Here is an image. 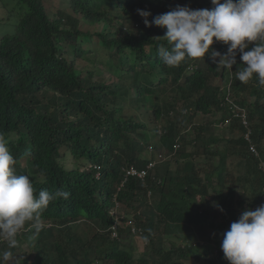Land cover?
<instances>
[{
  "label": "trees",
  "instance_id": "trees-1",
  "mask_svg": "<svg viewBox=\"0 0 264 264\" xmlns=\"http://www.w3.org/2000/svg\"><path fill=\"white\" fill-rule=\"evenodd\" d=\"M19 1L26 10L14 32L0 37V134L16 161V174L30 177L34 194L57 189L70 192L67 199L57 198L48 205L40 217L43 229L35 238L30 224L17 235V241L31 242V264H192L190 258L193 262L200 259L205 249L201 250L198 241L177 245L173 237L193 226L213 228L206 238L221 248L230 224L264 198V170L259 166L264 159V105L259 102L264 95L263 86L254 77L249 90L255 100L250 102L242 96L235 99L245 108L246 124L238 117L230 122L229 126L237 127L241 133L226 141L232 151L243 150L245 172L252 177L244 176L243 182L250 183L249 195H241L237 207H232V188L221 196L220 207L224 211L218 210L217 223L210 219L216 207L195 199L206 192V187L189 157L195 154V148L211 158L219 154L218 166L212 172L216 183L222 184L226 156L209 148L219 137L204 139L198 133L187 139L181 128L191 126L197 112H221L222 119L227 109L221 105V84L214 80L219 78L221 82L231 74L232 94L246 88L236 78L243 68L239 54L232 70L217 66L208 54L204 59L186 58L178 67L166 66L159 57V46L169 47L163 37L166 29L145 27L137 9L149 11L151 21L178 6L173 0H69L70 11H59L55 20L50 19L43 0ZM177 1L191 9L210 2ZM77 15L85 22H103L104 29L111 30L107 34L83 31ZM84 42L98 43L107 50L108 68L117 82L93 81L90 72L83 76L76 70L74 60L85 56ZM211 48L221 54L227 52V45L222 42ZM129 105L145 109L148 119L161 121L155 127V149L176 155V163L185 159V173H172L170 162L162 157L164 152L158 160L156 155L140 157L150 140L143 132L145 123L132 116L122 117V109ZM203 129L199 126L197 131ZM247 131L249 137L245 138ZM250 145H255L258 157L249 150ZM186 146L193 149L186 151ZM66 153L74 161L72 168L63 164ZM149 161L155 164L147 169L143 180L130 177L118 189L124 167L141 169ZM95 164L100 166L99 177ZM210 178L207 175L209 184ZM116 201L120 209L134 212L131 220L141 230L139 237L151 245L136 260L132 247L119 242L123 233L131 235L124 222L126 216L118 227L119 238L110 235L108 228L114 222L111 209ZM80 220L94 227L90 238L76 232ZM163 235L170 239L167 249L162 247ZM14 249H9L8 242L0 237V255L4 251L14 254ZM29 260V256L25 257L19 264H28ZM207 264L229 262L217 249Z\"/></svg>",
  "mask_w": 264,
  "mask_h": 264
},
{
  "label": "clouds",
  "instance_id": "clouds-1",
  "mask_svg": "<svg viewBox=\"0 0 264 264\" xmlns=\"http://www.w3.org/2000/svg\"><path fill=\"white\" fill-rule=\"evenodd\" d=\"M210 2V9L178 5L151 21L148 19L151 15L149 11L137 9V14L145 27L154 25L166 29L163 37L169 47L159 46V57L166 66L178 67L186 58L204 59L208 54L217 66L232 70L239 54L243 68L236 73L238 81L247 83L255 77L259 85L264 86V0ZM214 40L227 45V52L221 54L212 49ZM15 164L5 137L0 134V237L8 242L9 249L17 246L16 237L26 224L31 225L35 238L43 229L40 217L48 205L57 198L67 199L70 196V192L60 189L55 192L40 190L38 195L34 194L30 177L17 175ZM113 198L116 200V195ZM260 202L256 204V210L243 211L223 234L221 248L218 246L217 249L222 250L229 264H264V204L260 206ZM214 207L224 211L218 204ZM111 214L114 216L113 224L117 221V236L112 238H119L118 227L123 216H126L124 222L131 235L140 238L141 230L131 220L134 215L132 210L120 209L116 201ZM111 226L108 228L110 235ZM131 226L137 232L133 233ZM13 259L11 251H4L0 255V264H9Z\"/></svg>",
  "mask_w": 264,
  "mask_h": 264
},
{
  "label": "rangeland",
  "instance_id": "rangeland-1",
  "mask_svg": "<svg viewBox=\"0 0 264 264\" xmlns=\"http://www.w3.org/2000/svg\"><path fill=\"white\" fill-rule=\"evenodd\" d=\"M68 1L69 0H43L45 10L47 14L49 15L50 19L55 20L57 18V14L59 11H66L69 12L70 9L68 7ZM175 3H178L179 6H183L182 2H178L177 0H173ZM26 10L25 6L19 1V0H0V37L5 34H11L15 30V26L17 25L20 16L22 12ZM78 18H80L79 27L83 31H89V32H95V31H104L106 34L109 33L111 30L110 28H105L103 26V22H95V23H89L85 22L80 15H77ZM121 22V21H120ZM120 22L117 24L119 25ZM94 40H97L96 37H94ZM83 50H84V57L78 58L74 60V64L77 71L82 72L83 76H87L88 73H91L92 80L93 81H104L105 83L110 82H117L118 79L113 76L111 71L108 68L107 60L108 56L106 53V49L99 47L100 45L98 43H83ZM71 53V50H70ZM73 58V55L68 54L67 57ZM233 78L229 77L225 80H221L219 78H216L214 80V83H218V85L221 84V91L224 93V95L227 94V91L230 92L228 95L229 98L237 99L238 97L242 96L243 98H246L247 101L253 102L255 100V96L250 93V85L251 81L244 83V87H246L244 90H236L233 94H231V90L233 89ZM127 84V83H126ZM264 89V86H263ZM234 90V89H233ZM264 91V90H262ZM236 93V94H235ZM131 96L134 97L133 92L131 93ZM168 96V95H166ZM148 100L151 99V97H147ZM259 102L264 105V95L260 98ZM122 117L127 118L128 116H132L135 120L145 123L146 130L143 132L146 134L147 138L150 140V146H147V149L142 151L140 153V157H143L144 159H148L149 157H152V155H156V160L161 158V153H163V159L165 161L170 162L169 169L172 173H185V171L188 170V167L184 166L185 159L178 160L176 163L175 158L176 155H170L166 154L165 150L162 151L159 148L155 149V144L157 143V132L155 130L160 125L161 121H157L155 119H148L146 115L145 109H136L132 108L131 105L128 107H124L122 109ZM221 118V112H212L208 114H204L201 112H197L193 116V120L190 123L191 126H188L184 129V127L181 128L182 132L184 133L185 137L187 139H192L196 134L199 133V138L208 139L209 137H219V141L212 143L209 145L210 149H213L214 151L223 152L225 154V160H224V172L225 175L224 181L222 184L216 183L217 177L215 174H213V169L218 166L219 161V154L214 155V157H208L206 153L202 152L201 149L195 148V154L189 157V159L192 160L193 163V170L196 172V175L198 178L201 179V181L205 184L204 187H206V192H201L199 195L195 196V199L197 201L204 203L207 201L211 206H214V204H218L221 206L220 202L222 200V195H227L229 193L230 188H232V207H237L241 198L245 195L244 193L249 195V189L250 183L249 181L243 182V178L245 175H249L248 177L251 178V174H247L248 172H245L246 163L245 158L242 156L241 151L236 152L232 151L231 144L227 142L226 140H229L233 137H237L240 135V131L237 127L231 128L229 126L230 122H232L234 117L230 113L225 112ZM228 120V121H226ZM236 125H238L237 121H234ZM199 126H204L203 130H198L197 128ZM157 127V128H155ZM138 132H140L138 130ZM142 132V133H143ZM139 140L140 138L137 137ZM262 146L264 150V137L262 138ZM153 146V148H152ZM186 151H190L193 149V146H186ZM253 154H257L252 152ZM259 156V155H255ZM187 159V160H189ZM252 161V160H251ZM63 164L66 165L67 168H72L74 161L72 157L66 153L65 159L63 160ZM81 165V164H78ZM181 168H180V167ZM260 168L264 170V159L260 161L259 163ZM82 166L79 168L81 169ZM180 168V169H179ZM180 170V171H179ZM207 175H210V184L209 181H207ZM251 176V177H250ZM198 186V188L201 189V186ZM127 210H130L129 208H126ZM212 211V210H211ZM240 212V209L238 210ZM130 216L131 212L128 213ZM211 220L215 223L218 222V210L217 208L214 209L211 212L210 216ZM213 228H203V227H192L189 230L181 231L176 236L173 237V241L177 243V245H186V243H190L193 241H198L201 245V250H203L204 256L200 259H195V262L190 258V261H192V264H207L208 260L213 257L215 252H217L218 245L214 243V241L208 240L206 237H208L211 233H213ZM76 232L79 233L82 237H88L90 238L92 234L95 232L94 227H92L89 223L86 221L80 220L77 222V228ZM162 237V235H160ZM164 238H162V247L164 249H167L170 246V239L169 236L163 235ZM120 243H124L132 247V255L134 259H138L142 255V252L150 250L151 245L145 244V239L135 238L133 235H126L123 233L119 239ZM31 244L28 240H19L17 243V246L14 249L13 257L14 259L9 262V264H19L21 257L25 258L29 256V263L32 262V255L34 254V250L29 246ZM213 246V248H212ZM220 247V246H219ZM206 253V254H205ZM209 254V255H208ZM192 255V254H191ZM195 258V256H193ZM18 261V262H17ZM17 262V263H16Z\"/></svg>",
  "mask_w": 264,
  "mask_h": 264
},
{
  "label": "built area",
  "instance_id": "built-area-1",
  "mask_svg": "<svg viewBox=\"0 0 264 264\" xmlns=\"http://www.w3.org/2000/svg\"><path fill=\"white\" fill-rule=\"evenodd\" d=\"M211 7H212V5H211V2H210L207 6H199L197 9H210ZM213 44H217V42H215V40H214ZM230 73H231V71H230ZM227 76L231 77V74H228ZM227 94L229 95L230 92L227 91ZM227 94L224 95V93H223V101H224V103L221 104V105L223 106V108L227 109L228 113H230L232 115V117H234V118L238 117L243 124H246L245 108L240 107L236 103L235 99L234 98H232V99L229 98V96ZM226 121H228V120H226ZM249 133H250L249 131H247L245 133V138L249 137ZM177 147H178V144H175L174 148H177ZM249 150L251 152L256 153L257 149H256L255 145H250L249 146ZM154 164H155L154 161H149L147 163V165L144 168H141V169H138V168L134 167L133 165H130L128 167H124L123 168V176H122V179H121L119 187L123 186L128 181V179L130 177H134L135 176V177L143 180L145 175H146V173H147V169L151 168ZM93 168H96V170H97L96 171V177H99L100 176V172H99L100 166L95 164V165H93ZM119 187H118V189H119ZM262 204H264L263 200L260 202V206ZM256 208H258V207H256V205H255L251 210H256ZM239 216H240V214L238 215V218H239ZM116 219H117V216H116ZM116 229H117V221L111 226V236L112 237H116L117 236V230ZM131 231L133 233H135V232H137V229L134 226H131Z\"/></svg>",
  "mask_w": 264,
  "mask_h": 264
}]
</instances>
